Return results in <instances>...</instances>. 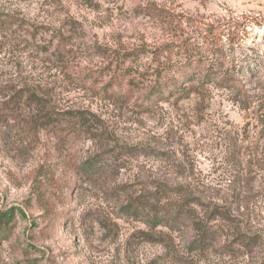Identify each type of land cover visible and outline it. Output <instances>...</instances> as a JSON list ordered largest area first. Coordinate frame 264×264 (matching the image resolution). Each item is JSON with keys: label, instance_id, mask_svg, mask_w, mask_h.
<instances>
[{"label": "rangeland", "instance_id": "rangeland-1", "mask_svg": "<svg viewBox=\"0 0 264 264\" xmlns=\"http://www.w3.org/2000/svg\"><path fill=\"white\" fill-rule=\"evenodd\" d=\"M5 16L22 28L0 25V218L9 217L0 264H264V91L254 85L257 75L264 79V0H0ZM235 23V46L228 48L226 37L219 46L256 95L250 104L213 84L186 101L155 102L147 98L151 74H134L138 88L128 103L103 95L109 76L96 47L149 51L188 43L187 56L175 59L189 73L206 26ZM62 33L73 54L58 66L48 55L64 45ZM150 66L145 55L132 71ZM10 88L45 95L59 109L88 111L103 122L102 132L62 154L51 130L35 133L23 123L28 110H1ZM88 162H98L100 174L77 175ZM156 185L183 188L201 201L198 212L226 213L230 222H213L217 245L230 241L235 254L190 252L188 232L172 235L167 248L148 243L161 229L150 230L125 207ZM237 229L250 239L246 249L232 235Z\"/></svg>", "mask_w": 264, "mask_h": 264}, {"label": "trees", "instance_id": "trees-1", "mask_svg": "<svg viewBox=\"0 0 264 264\" xmlns=\"http://www.w3.org/2000/svg\"><path fill=\"white\" fill-rule=\"evenodd\" d=\"M148 11V16L153 17L156 14V9H148ZM228 23L226 24L228 25ZM1 24H8V30L22 28L21 24L13 17L0 18ZM222 27V25L216 27L214 25L206 26L203 31V51L192 53L188 58L194 60V63L186 64L192 67V72L189 73H183L184 69L180 64L182 61L175 59V56H179L178 58L187 56L188 43L183 42L179 45L168 43L154 47L149 51L141 47L122 51L117 48L96 47L95 54L106 61L105 74L109 76V81L102 89L103 95L122 103H128L132 99L134 90L138 88L133 78L134 74L138 76H149L151 74L153 83L147 98L153 99L155 102H166L172 98H175L176 103L186 101L197 94L200 88L213 84L218 88L231 91L236 98V103L250 104L253 98H256V95L252 97L253 93L246 87V81L238 76L241 71L236 66L228 67L225 64L226 59H224V53L219 46L223 37H226L228 48L235 46L236 39H233V37L236 36L235 33L239 35L237 23L233 27H228L227 30H222ZM65 28L67 26L62 25L59 30ZM216 31H220V33L217 34ZM12 33H15V31L11 32L10 35L13 38ZM28 38L30 40L35 39V35L28 34ZM68 39L69 35L67 33L60 34L58 41L60 43L64 42V45L60 46L58 43L55 51L48 55L49 60L56 61L58 66L62 65L73 54L72 47L67 49L70 46ZM43 54L47 55L48 52L46 51ZM145 55L150 56L151 66L143 73L133 72V66ZM180 55L182 56L180 57ZM176 63L180 64L179 69H174ZM118 69H120V73ZM202 70L205 71L203 74ZM248 72L247 74H249ZM181 73V79H177L176 75L181 76ZM257 78L258 75L255 77V90L264 91V79L260 81ZM8 92L12 96H7V99L3 101L1 110H12V108L19 106L28 110L30 115L27 117V121L23 123L35 133L47 129L51 130L50 138L54 146L61 149L62 154L67 155V149L70 145L78 142L82 136L98 137L97 133L102 132L101 125H103V122L88 111L59 109L52 105L51 98L29 90L10 88ZM5 98L6 96H4ZM260 100L263 102L262 106H264V97ZM96 163L98 162L82 163L77 167L76 174L86 176L100 174L98 173L100 168L95 165ZM127 203L125 207L127 215L137 221L142 220L154 232L161 229L155 234L154 239H147L148 243L167 248L170 245L169 241L173 244L172 235L188 232L190 233V241L187 248L190 252L205 254L218 247L216 250H221L226 255L233 256L235 254L232 242L224 241L221 245H217L220 234H218L217 225L213 222L219 220L220 216L223 218L222 220L228 222L229 219L226 213L212 212L208 214L207 211L204 213L198 212L194 207H201V201L196 198L191 199L183 188H167L156 185L153 187L152 193L131 196ZM205 215L206 217H201ZM8 225V216L0 218V232ZM232 226L230 223L229 227ZM234 229L236 230V228ZM232 235L237 238L236 242L242 249H246L251 244L250 239H247L239 229H237V232H233ZM181 264H189V262H181Z\"/></svg>", "mask_w": 264, "mask_h": 264}]
</instances>
